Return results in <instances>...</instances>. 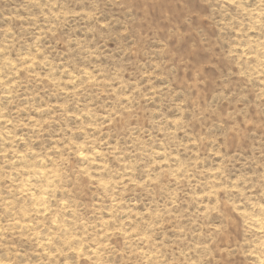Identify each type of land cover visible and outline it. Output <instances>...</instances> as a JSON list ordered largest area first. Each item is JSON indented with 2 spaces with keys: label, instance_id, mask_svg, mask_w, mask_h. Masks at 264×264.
<instances>
[{
  "label": "rangeland",
  "instance_id": "rangeland-1",
  "mask_svg": "<svg viewBox=\"0 0 264 264\" xmlns=\"http://www.w3.org/2000/svg\"><path fill=\"white\" fill-rule=\"evenodd\" d=\"M0 264H264V0H0Z\"/></svg>",
  "mask_w": 264,
  "mask_h": 264
}]
</instances>
